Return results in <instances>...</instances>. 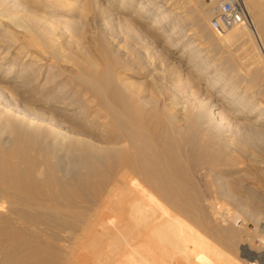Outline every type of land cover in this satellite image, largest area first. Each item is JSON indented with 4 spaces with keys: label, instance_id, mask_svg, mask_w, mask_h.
I'll return each mask as SVG.
<instances>
[{
    "label": "bare ground",
    "instance_id": "obj_1",
    "mask_svg": "<svg viewBox=\"0 0 264 264\" xmlns=\"http://www.w3.org/2000/svg\"><path fill=\"white\" fill-rule=\"evenodd\" d=\"M157 1L117 3L173 56L185 15ZM198 1L191 23L212 40H190L177 60L166 57L162 88L174 96L166 100L132 80V63L112 55L107 34L92 45L90 20L108 24L109 0H0V15L17 29L0 21V67L22 66L0 77V264H109L117 247L115 264H264V195L252 186L264 182V160L242 145L264 141V105L240 90L231 68L209 60L223 43L254 36L261 44L262 10L243 0L251 22L211 38L208 19L222 0ZM52 3L72 5L76 18L38 12ZM181 81L188 100L177 97ZM229 205L255 221L260 246Z\"/></svg>",
    "mask_w": 264,
    "mask_h": 264
},
{
    "label": "rangeland",
    "instance_id": "obj_2",
    "mask_svg": "<svg viewBox=\"0 0 264 264\" xmlns=\"http://www.w3.org/2000/svg\"><path fill=\"white\" fill-rule=\"evenodd\" d=\"M186 1L188 2L190 0H158L157 1V3H158L157 5H159L163 2H165V5L171 4V6H167L168 9L173 10L174 13L180 12L181 14L185 15V19H186L185 20V30H186L187 35L182 36L180 34L179 35L180 37L179 36L177 37V41H180V43L175 44L176 48L173 50L174 54H173V56L171 55L172 57L170 55H168L165 51L167 48H171L173 46L168 45L165 42L164 38L158 39L159 41H157L156 38L153 36L154 34L147 29L148 26L144 25L138 18H136V17L134 18V16L131 13L124 11V10H121L119 8L117 0H109L108 24H105L104 20H102L101 17L97 18L96 21L95 20L92 21V19L90 20V24L92 23L91 24L92 32L90 34H92V36L94 37V39L92 40V42H94V44L92 43V45H94L95 48L97 49L99 47V43L101 42L100 37L103 38V36L107 34V36H104V37H108V43H109L112 55L116 59H118V61H120L121 63L122 62L123 63L124 62L125 63L131 62L132 63L131 64L132 65L131 70H129V72L132 73V80L134 82L140 83V85H142L143 88L149 87L150 89H148V91H147L149 95H151L150 92L152 91L153 95H156V96L159 95L160 98H165L166 100H172V99H174V96L169 91H167V89L162 88V87H165L164 85H165V82L167 80L166 78L163 77L166 73L164 60L166 59V57L167 58L170 57L169 60L170 59L172 60L173 57H174V60L175 59L177 60L180 53L183 52L184 50L188 49L187 46H189L188 42L190 40L194 39V40H196V42L198 44L201 43L203 46H208L209 41L212 40V39H206L203 36L197 35L196 31H195V26L191 23L192 14L196 10V8L197 9L201 8L199 1L198 0H191V2L195 3L194 5L196 7L195 6L190 7ZM7 3L5 2L6 5H7ZM256 4L258 5V8H261L262 11L260 13L264 19V0H256ZM58 6L59 5L57 3H52L50 6L47 5L45 8L40 6V7H38L39 8L38 12L40 14L45 15V16H50L52 13H54L55 15L63 14L66 18L68 17L70 19L76 18L75 14L77 13V9L74 8L73 11L68 10V8L70 9L72 7V5H68L69 7L64 6L63 8L59 7V8L63 9L62 11L59 10ZM21 8L22 7L12 8V9H15V10H13L14 12H16V11L18 12V9H20L19 13H21V11L23 9V8L22 9ZM1 9H2V7H0V10ZM178 10H181V11H178ZM51 11H52V13H51ZM155 13H157V12H155ZM215 13H216V10H214V13L211 14L210 18L208 19L209 20L208 21V28L210 30L211 38H213L215 35H220L219 32H216L211 27V23H209L211 21V18L215 15ZM129 17H131V18H129ZM88 18H91L89 16V14H88ZM0 19H1L0 21L2 22V26L5 29L8 28V29H11L12 31L17 30V29L14 30L15 29V27H13V23H15L14 21H11L10 19H8L5 16L2 17L1 15H0ZM99 19H101V20H99ZM11 22H12V24H11ZM137 22H139V23L141 22V23L139 24ZM6 26H8V27H6ZM106 27H107V30L105 29ZM169 30L171 31V27L168 28V32H170ZM17 33L20 35V37L23 36V39H26V37H24V34H22L23 31L18 30ZM24 33H26V31H24ZM216 33H219V34H216ZM199 38H201V39H199ZM261 39H262V41H261L262 45L256 39V37L252 36V38L248 39L244 43H242V41L223 43V44L219 45L218 49H216L215 47H214L215 48L214 49L213 46H211V48L214 50H213L212 55L210 56L209 60H211V59L217 60V62H220L222 64L221 65L222 68L223 67L229 68V69L231 68L232 73L233 74L235 73L233 76L235 78H233V79L239 83L240 90L241 91L248 90L251 93L252 98L255 101L262 102V105H264V94L259 93V92L256 93L253 91L254 88H257V86L255 85L256 82L260 83L261 86L264 88V46H263L264 45L263 44L264 32L261 34ZM71 40L73 42H77L79 40V38L73 34ZM86 40H89V39H86ZM1 44H4V43L0 42V46H1ZM164 44L166 45V47ZM64 45H65L64 48H65L66 52L74 51V50L70 49L71 44L64 43ZM223 48H226V49L224 50ZM6 50L7 49L2 50L1 53L3 54ZM11 52L15 54V51L13 49L11 50ZM98 52L92 51V55L96 59V61H99L98 63L100 65H104V63L107 61L105 59L106 57L100 56L98 54ZM34 55H36V57H37V55H39L37 50L36 51L34 50ZM98 58H99V60H98ZM234 59H235L237 64L232 63V60H233V62H235ZM46 60L48 61V59H46V58H44L42 60V62H45V63H43L44 66L40 69L41 70L40 71L41 76L39 78V81L41 82V84L45 81L46 76L48 74V70H49L48 69L49 66L47 65L48 66L47 67L45 65ZM42 62L38 61L36 63V65L39 63H42ZM68 64H70V63H68ZM136 65H137V67H135ZM230 65H231V67H230ZM257 65L260 66L261 71H260L259 80L255 81V79H253V76H254L253 72H254V68ZM8 66H9V62L5 63V65L0 67V77L3 76V78H4L5 75L10 77L11 75H13L14 72L17 71L18 67H19V69L22 68L21 65H16V67L13 68L9 74H7L8 70H9L7 68ZM69 67H70V65H69ZM118 68L121 69L122 66L118 67ZM122 71H124V68H122ZM125 77H126L125 75L122 76V78H125ZM249 78H250V80H247ZM261 79H262V81H260ZM180 84H182V86H180V88H178V90H180V91H178L180 94L177 93V97L179 96L178 98H181V99L184 98L182 100H188V99H186V98H188L187 97V91H185L187 89L185 87V86H187L186 85L187 82L181 81ZM182 87H185L184 88L185 90ZM252 140H254V142H256V143H254ZM251 141L249 142V144L244 142L242 144L243 147H247V146L251 147V149L254 151V159L255 160L257 159L256 161H259L262 159L264 160V141L259 139V138H252ZM239 155H241V154H239ZM258 182L252 183V186L257 192L264 195V182H259V183ZM229 206L231 207V209ZM229 206H228V208L231 211V217L230 218L233 221H235L236 224L239 225L240 227L243 226L241 228L242 229L241 231L243 232V234L246 235V237L250 240V242L255 247L260 246L261 245V237H260L261 232L257 233V231L259 232L260 230H259L257 224L255 223V221L252 220L247 215H244L239 209H237V208L234 209L231 205H229ZM108 223H109V220H108ZM110 224H108V229H109L108 234H107L108 240L112 239V237H113L112 234L114 231V228L112 229L113 231L111 230L110 226H112V225H110ZM109 232H111V233H109ZM109 234H111L112 236L109 237L110 236ZM258 241H260V242L258 243ZM117 248L118 249L115 248V250H112V251H110L111 250L110 249V250H108V252L115 253L116 251H118L115 254H119V256H121V254L119 253L120 248L119 247H117ZM112 253H108L112 257V258L110 256L108 257V259H110L109 264L118 263L120 261V257L115 255V254H112ZM113 260H115V262H113ZM111 261L113 263H111Z\"/></svg>",
    "mask_w": 264,
    "mask_h": 264
},
{
    "label": "built area",
    "instance_id": "obj_3",
    "mask_svg": "<svg viewBox=\"0 0 264 264\" xmlns=\"http://www.w3.org/2000/svg\"><path fill=\"white\" fill-rule=\"evenodd\" d=\"M241 22H251L243 0H222L216 15L211 18V27L222 33Z\"/></svg>",
    "mask_w": 264,
    "mask_h": 264
}]
</instances>
